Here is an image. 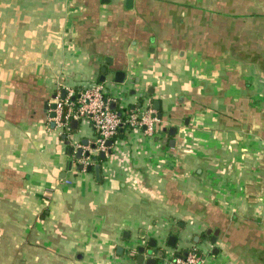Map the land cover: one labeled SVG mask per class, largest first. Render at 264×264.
Segmentation results:
<instances>
[{
    "label": "crops",
    "instance_id": "obj_1",
    "mask_svg": "<svg viewBox=\"0 0 264 264\" xmlns=\"http://www.w3.org/2000/svg\"><path fill=\"white\" fill-rule=\"evenodd\" d=\"M93 81L158 118L91 159L99 178L66 144L92 146L90 124L64 138L49 118L56 90ZM4 209L31 264H115L151 240L155 255L201 242L217 264H264V0H0Z\"/></svg>",
    "mask_w": 264,
    "mask_h": 264
},
{
    "label": "built area",
    "instance_id": "obj_2",
    "mask_svg": "<svg viewBox=\"0 0 264 264\" xmlns=\"http://www.w3.org/2000/svg\"><path fill=\"white\" fill-rule=\"evenodd\" d=\"M104 93L102 85H84V88H77L76 92L75 89L70 88L64 94L61 90L54 95L56 107L51 109V113L54 112L55 115L50 114L49 118L57 127L61 128L63 133L71 132L73 120L88 122L96 133V139L93 142L94 148L90 144L81 146L83 147V157L78 161L85 167L92 163L91 157L94 152L98 155L102 151H105L106 154L111 151L112 146H108L106 143L110 139L113 140L123 126L130 125L136 129L146 127L145 131L152 135L158 122L155 110L152 108H133L124 117L118 108H112V103L115 100L104 96ZM86 152H89V156L85 155ZM200 251L198 246H192L188 250L179 252L167 249L162 264H211L205 255L210 250L205 248L202 250V254ZM136 252H138L137 248L130 254ZM214 258L212 255L213 260Z\"/></svg>",
    "mask_w": 264,
    "mask_h": 264
},
{
    "label": "water",
    "instance_id": "obj_3",
    "mask_svg": "<svg viewBox=\"0 0 264 264\" xmlns=\"http://www.w3.org/2000/svg\"><path fill=\"white\" fill-rule=\"evenodd\" d=\"M102 70L103 71H106V68L104 67ZM125 75H126L125 72L118 71L116 73V76H115L116 82L123 83L124 80H125V77H126ZM105 79L106 78L103 75L101 77V80L102 81H105ZM132 93L135 94L136 91L133 90ZM153 106L156 109H158L159 108V101L158 100H155ZM51 107L52 108H55L56 107V104L53 103L51 105ZM112 108L113 109L116 108L115 102L112 103ZM51 115L54 116L55 113L52 112ZM160 117L161 116H159V118ZM78 124H79V122L77 120H73L72 127L73 128H77ZM52 125H55V123L52 122ZM144 129H146V127H144ZM175 132H176V128L175 127H172L170 129V133L171 134H174ZM63 137L64 138H67V134L64 133L63 134ZM172 143H174V140H172ZM66 144L69 145V152L70 153H74L75 152L76 153L75 156L78 159H80V158L83 157V147H80L78 149H75L74 146L72 145L71 140H69V139L66 140ZM83 144L84 145H88L89 144V140L84 139L83 140ZM106 144L108 146H112L113 145V140L112 139L108 140ZM94 147H95V144L93 143L92 144V148H94ZM85 155L86 156H89V152H86ZM98 158H100L102 160L105 159L106 158V152L105 151L100 152L99 157H97L95 155L91 157L92 161H95V162L97 161ZM72 167H73V161L68 162V168H72ZM77 168L80 169V170H84V169L89 170V171L94 170L96 172L97 177L99 178V176H100V164L99 163L89 164L86 167L84 166L83 163H79V164H77ZM177 233H178V227H176V228L173 229V234L169 237L168 244L170 246H175L176 241H177V237H176ZM207 233L208 234H211L212 233V230L209 229ZM216 236H217V232H215V235L212 238V241L211 242L213 244H215V242H216ZM150 246H151L150 248H147L145 246H141V247L138 248V253H137V256H136L137 264H159L158 261L160 260V258H163L164 250L159 249L158 254L155 255V252L153 251V248L156 246L155 240H151ZM218 252H219V249L217 247H215L214 250H213V253L215 255H217Z\"/></svg>",
    "mask_w": 264,
    "mask_h": 264
},
{
    "label": "rangeland",
    "instance_id": "obj_4",
    "mask_svg": "<svg viewBox=\"0 0 264 264\" xmlns=\"http://www.w3.org/2000/svg\"><path fill=\"white\" fill-rule=\"evenodd\" d=\"M84 82V81H83ZM86 86H92V85H101L99 81L97 82H92V83H87V84H84ZM84 85H80L79 88H84ZM71 89H75V92L77 91V86H72L70 87ZM61 91L60 90H56V93ZM104 96L105 93H104ZM157 125V124H156ZM66 134V133H65ZM10 209L8 210H5L4 209V212L5 213H0V216L2 217V219L4 220L3 222H10L7 220V218H9V213H11L9 211ZM24 219V218H23ZM21 221V219H20ZM18 222V221H17ZM25 231L24 229H15V235L18 233V232H23ZM14 231L11 229V228H7L5 227L1 232H0V253H3V260L0 261V264H31V261L28 260L27 258V255H29L31 253V250L32 251H35V249H31L29 244L28 243H24V244H20L18 247H15V245L12 244V240L14 237L12 236V233ZM142 234H146L145 230L142 231ZM198 245V248L201 249L200 253L202 254V250L205 249V246L206 245H203L201 242H197L196 243ZM39 247V246H37ZM82 248V246H80ZM129 250V248H128ZM136 248H132L129 250V253L135 251ZM115 252V251H114ZM212 250L208 251V253H205L206 255V258L207 260H210L211 264H217L216 260L214 261L212 259ZM15 253V255L19 256L18 259L15 258V256L13 257L12 254ZM37 253H44L43 250H40V252L37 250ZM138 253V252H137ZM135 253V254H137ZM166 253V251L164 252V254ZM1 255V254H0ZM115 255H117V252H115ZM130 255V258L132 260H129V258L125 259L126 256H120L119 260L115 262V264H135L134 260L135 259V256L134 257H131L132 255ZM67 257H69V255H67ZM117 258H118V255H117ZM40 264H43V262H38ZM159 264H162V261H158ZM47 264H86L85 262H81V261H76L75 259H73L72 261H70L69 259L67 258H62L61 260H58V261H53V260H50ZM101 264H104L103 262H101Z\"/></svg>",
    "mask_w": 264,
    "mask_h": 264
},
{
    "label": "trees",
    "instance_id": "obj_5",
    "mask_svg": "<svg viewBox=\"0 0 264 264\" xmlns=\"http://www.w3.org/2000/svg\"><path fill=\"white\" fill-rule=\"evenodd\" d=\"M138 105H141V99H140V102ZM119 109V108H118ZM133 108H130V109H119V112L125 117L129 112L130 110H132ZM133 127L130 126V125H125L123 126L122 128H120L118 134L116 135V137L113 139V141H116L118 138H122V137H125L126 136V131L127 130H131Z\"/></svg>",
    "mask_w": 264,
    "mask_h": 264
},
{
    "label": "flooded vegetation",
    "instance_id": "obj_6",
    "mask_svg": "<svg viewBox=\"0 0 264 264\" xmlns=\"http://www.w3.org/2000/svg\"><path fill=\"white\" fill-rule=\"evenodd\" d=\"M146 247H151L150 246V242H147V244L145 245ZM156 247V246H155ZM158 251H159V249H158ZM158 251H156V254H158ZM137 253V252H136ZM135 256V259H136V256H137V254H132V256L131 257H134Z\"/></svg>",
    "mask_w": 264,
    "mask_h": 264
}]
</instances>
